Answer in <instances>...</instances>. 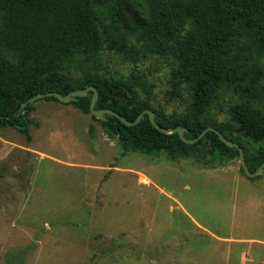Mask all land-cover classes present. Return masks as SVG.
<instances>
[{
	"label": "rangeland",
	"instance_id": "rangeland-1",
	"mask_svg": "<svg viewBox=\"0 0 264 264\" xmlns=\"http://www.w3.org/2000/svg\"><path fill=\"white\" fill-rule=\"evenodd\" d=\"M104 62L183 113L163 60ZM30 119V143L0 127V264H264V173L248 177L237 156L216 167L126 151L59 101H36Z\"/></svg>",
	"mask_w": 264,
	"mask_h": 264
},
{
	"label": "trees",
	"instance_id": "trees-1",
	"mask_svg": "<svg viewBox=\"0 0 264 264\" xmlns=\"http://www.w3.org/2000/svg\"><path fill=\"white\" fill-rule=\"evenodd\" d=\"M105 58L163 60L170 69L165 97L183 113L160 112L141 76L110 72ZM89 86L98 93L96 110L129 122L150 110L161 127L186 129L188 140L215 128L242 149L253 173L264 162V0H0V127L30 143L36 101L23 106L29 98ZM92 96L70 104L91 115ZM101 124L124 150L146 156L216 167L238 157L213 131L185 144L177 133L157 131L146 114L134 126L108 114Z\"/></svg>",
	"mask_w": 264,
	"mask_h": 264
},
{
	"label": "water",
	"instance_id": "water-1",
	"mask_svg": "<svg viewBox=\"0 0 264 264\" xmlns=\"http://www.w3.org/2000/svg\"><path fill=\"white\" fill-rule=\"evenodd\" d=\"M89 91L93 92V96L91 98L90 106H89L90 113H91V115H93L95 117L96 120H98L100 122L104 121L105 120V115L108 114V115H112V116L118 118L126 126H134L142 119L143 115L146 114L148 116V118H149L150 124L157 131H159L160 133L165 134V135L177 133L179 138L185 144H189V145L197 143L204 136V134L207 131H213L218 136V138L220 139V141L223 144H225L229 148H234V149L237 150L239 164L242 167L244 173L248 177L254 178V177L260 176V175H262L264 173V162L257 168V170L255 172L250 173L248 168H247V165L245 163L244 153H243L242 149L236 143L226 139L215 128L208 127L204 131H202L201 134L198 137H196L194 139H191V140H188V139L184 138V133L187 132L186 129L181 128V127H175V128H163V127H161L159 124L156 123L155 114L153 112H151L150 110H145L142 113H140L133 122L127 121L122 116H120L118 113H116L114 111H111V110H96L95 109V104H96V101H97L98 93L92 86H89V87H87L85 89H82V90L72 91V92L68 93L65 96H62L61 94H59L57 92L38 93L35 96L29 98L27 100V102H25L23 104V106H25L27 104L31 105L35 101L44 99L46 97H53V98H55L56 100H58L59 102H61L63 104H69V103L74 102L76 100V98H78V97L86 96Z\"/></svg>",
	"mask_w": 264,
	"mask_h": 264
},
{
	"label": "crops",
	"instance_id": "crops-1",
	"mask_svg": "<svg viewBox=\"0 0 264 264\" xmlns=\"http://www.w3.org/2000/svg\"><path fill=\"white\" fill-rule=\"evenodd\" d=\"M32 120V119H31Z\"/></svg>",
	"mask_w": 264,
	"mask_h": 264
}]
</instances>
